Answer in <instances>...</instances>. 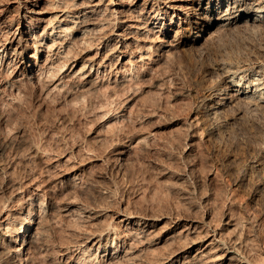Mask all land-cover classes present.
Segmentation results:
<instances>
[{"label":"rangeland","instance_id":"374dc122","mask_svg":"<svg viewBox=\"0 0 264 264\" xmlns=\"http://www.w3.org/2000/svg\"><path fill=\"white\" fill-rule=\"evenodd\" d=\"M199 1L0 0V264H264V113L204 110L264 25L183 46Z\"/></svg>","mask_w":264,"mask_h":264},{"label":"bare ground","instance_id":"6f19581e","mask_svg":"<svg viewBox=\"0 0 264 264\" xmlns=\"http://www.w3.org/2000/svg\"><path fill=\"white\" fill-rule=\"evenodd\" d=\"M198 6H199L200 15H202L203 17L202 21L199 23L201 28L197 29V26H198V23H197V25H195L192 29L191 36L186 40H181V44L183 46H187L191 48L197 47V45L199 43H202V40H204L209 35L210 33L209 31L212 27H217L215 30L217 31L223 28L226 29L228 27L237 26L240 23L252 25V26L254 25L255 27L256 26L262 27L264 25V0H208V1L200 0L198 2ZM159 15H161L160 12H158L157 18L159 17ZM206 15L208 16L215 15V16L210 18ZM44 38H45V35H43V38L41 40H43ZM37 47L35 48V50L37 49ZM24 48L25 47L22 46V51L21 52L19 51L21 55H26V52H24ZM197 51L200 54L204 53V51L203 52L199 50ZM70 52L71 50H69L68 53ZM30 53L32 54L34 53V51L33 52L31 51ZM35 53L39 54L38 49H37V52ZM28 57L31 58V57H34V55L28 56ZM37 59L38 57H35V60ZM65 61L68 62V60L66 59ZM65 64L66 63H64V65ZM217 69H218L217 71H219L218 73L219 78L221 79V81H223L224 84H227L226 85L227 88H225L226 91H224V88H222L221 86L223 84L219 83V84L214 85L213 91L211 92V95L208 98L209 100L208 106L204 110H205V114L207 115V118L209 117L211 119V122L213 121L214 124L217 123L216 125H213L210 127L211 129L210 131H212L214 134L217 132V134L220 135L224 133V130L221 129L224 124L226 125L227 123L228 125H233L236 119H239L240 121L245 117H250L251 115L254 116L253 120H256L255 119L256 115H254V113L255 114L264 113V64L246 63L243 61H239L236 63L235 62H231V63L223 62L217 65ZM53 73L54 72H52V75ZM3 75H4V68L3 69L0 68V77L2 78ZM215 97H218L219 99L215 102V104L212 105L211 102L212 100H214ZM208 126L210 125L208 124ZM224 127L226 128L227 126H224ZM238 129H242V128H238ZM241 132L242 130H240V133L238 132L237 134L239 136L241 135L242 138H243V134H248V133H245V131L242 133ZM247 136H250V135H247ZM242 138L240 139L243 140L244 138L243 139ZM226 139H223V140H226ZM229 139H233V137ZM259 160L253 159V163H251L253 164V167L256 169V171L263 169L264 162L259 161ZM36 223L37 221L34 219V216L31 213L28 215L27 220L21 223V226L17 230L18 236H16L17 242L19 243L21 247H22V242L25 243V241L29 239ZM108 254L110 255L111 253H108Z\"/></svg>","mask_w":264,"mask_h":264}]
</instances>
